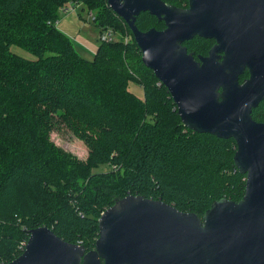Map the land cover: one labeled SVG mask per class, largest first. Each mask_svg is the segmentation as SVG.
<instances>
[{
    "label": "trees",
    "instance_id": "1",
    "mask_svg": "<svg viewBox=\"0 0 264 264\" xmlns=\"http://www.w3.org/2000/svg\"><path fill=\"white\" fill-rule=\"evenodd\" d=\"M69 2L87 7L100 38L114 31L92 59L58 27ZM136 24L166 28L148 12ZM135 40L107 0H0V264L18 258L39 226L93 250L102 213L132 194L201 218L215 200L243 201L236 141L183 125ZM211 43L195 37L187 46L203 54ZM63 125L85 142L86 161L52 142Z\"/></svg>",
    "mask_w": 264,
    "mask_h": 264
},
{
    "label": "water",
    "instance_id": "2",
    "mask_svg": "<svg viewBox=\"0 0 264 264\" xmlns=\"http://www.w3.org/2000/svg\"><path fill=\"white\" fill-rule=\"evenodd\" d=\"M107 1L129 25L143 63L171 92L183 125L236 141L234 162L246 174L243 201L215 200L201 218L132 194L102 213L93 250L39 226L8 264H264V124L252 116L264 99V0H188L187 8ZM141 12L166 28L138 29ZM197 35L217 41L202 64L183 46ZM242 37L256 48H243ZM247 66L253 76L242 86L238 76Z\"/></svg>",
    "mask_w": 264,
    "mask_h": 264
},
{
    "label": "rangeland",
    "instance_id": "3",
    "mask_svg": "<svg viewBox=\"0 0 264 264\" xmlns=\"http://www.w3.org/2000/svg\"><path fill=\"white\" fill-rule=\"evenodd\" d=\"M69 5H71L70 2L65 7ZM91 20V13L85 5H82V7L80 6L76 11H69V14L61 13L58 21V27L75 41L74 44L78 53L90 59L95 55L94 53L101 42L99 26H96ZM127 38L126 36L125 39L127 40ZM14 50L24 57H33L30 52L28 53L21 50L19 47H15ZM130 89H132L135 94H138L139 97H142L144 94L142 87L136 84H130ZM51 139L56 146L65 149L67 152H71L80 160H87L89 150L85 142L65 128L64 125L60 126V128L51 134ZM106 168H108V166L103 165L99 170L102 171Z\"/></svg>",
    "mask_w": 264,
    "mask_h": 264
},
{
    "label": "flooded vegetation",
    "instance_id": "4",
    "mask_svg": "<svg viewBox=\"0 0 264 264\" xmlns=\"http://www.w3.org/2000/svg\"><path fill=\"white\" fill-rule=\"evenodd\" d=\"M183 7L184 8H187L188 7V4H186ZM196 37H200V36L197 35ZM194 39L195 38H193V39H191L189 41H185L183 43V46H185L187 48V50H189V48L187 46V43L193 41ZM201 39L202 40H205V41H208V42L209 41L212 42L211 45L209 46V48H207L208 49L207 51H205L203 54H200L199 52L197 53L196 51H191V50L188 51V54H192L194 56L195 61L200 62V63H201V58H208L209 57L210 50H212V47H214L217 44V41L214 40L213 38H208V39L201 38ZM245 40H246V38H244V37L240 38V42H241V45H242L243 48H245V47H247L248 49H250V48L251 49L256 48L253 41L245 42ZM218 56H219L220 62H222L223 61V58L225 56V52L219 54ZM252 76H253L252 75V71L249 68V66H247L246 68H244V70H242L239 73V76H238V82H239V84H241L242 86L245 85L249 80L252 79ZM263 83H264V78H263ZM222 92H224L223 89H221V93ZM252 116H253V119L255 121H257L260 124H264V99L261 101V103L258 106L253 107Z\"/></svg>",
    "mask_w": 264,
    "mask_h": 264
},
{
    "label": "built area",
    "instance_id": "5",
    "mask_svg": "<svg viewBox=\"0 0 264 264\" xmlns=\"http://www.w3.org/2000/svg\"><path fill=\"white\" fill-rule=\"evenodd\" d=\"M71 5H69L68 7H64V8H61L60 9V11H61V13H63V14H69V11H71V10H74V11H76L79 7V5L78 4H74V3H70ZM73 4V5H72ZM73 7V8H72ZM113 33H114V31H112V30H107V31H105L103 34L101 33V39L103 40V41H105V42H110V41H112V35H113ZM25 246H26V244H25Z\"/></svg>",
    "mask_w": 264,
    "mask_h": 264
}]
</instances>
